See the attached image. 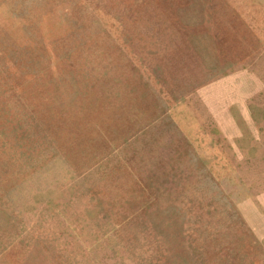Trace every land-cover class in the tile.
I'll return each mask as SVG.
<instances>
[{
	"label": "rangeland",
	"instance_id": "rangeland-1",
	"mask_svg": "<svg viewBox=\"0 0 264 264\" xmlns=\"http://www.w3.org/2000/svg\"><path fill=\"white\" fill-rule=\"evenodd\" d=\"M0 264H264V0H0Z\"/></svg>",
	"mask_w": 264,
	"mask_h": 264
}]
</instances>
